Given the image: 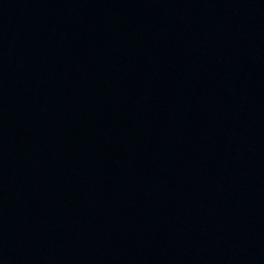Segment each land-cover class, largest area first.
Listing matches in <instances>:
<instances>
[{
    "label": "water",
    "instance_id": "obj_1",
    "mask_svg": "<svg viewBox=\"0 0 264 264\" xmlns=\"http://www.w3.org/2000/svg\"><path fill=\"white\" fill-rule=\"evenodd\" d=\"M0 264H264V0H0Z\"/></svg>",
    "mask_w": 264,
    "mask_h": 264
}]
</instances>
